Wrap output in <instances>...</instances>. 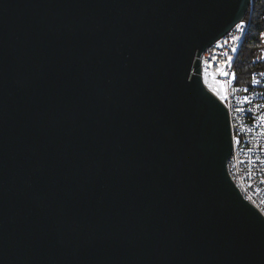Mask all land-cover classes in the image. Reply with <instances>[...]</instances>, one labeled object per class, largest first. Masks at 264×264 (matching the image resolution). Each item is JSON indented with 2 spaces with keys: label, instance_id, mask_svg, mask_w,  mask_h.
Returning a JSON list of instances; mask_svg holds the SVG:
<instances>
[{
  "label": "water",
  "instance_id": "water-1",
  "mask_svg": "<svg viewBox=\"0 0 264 264\" xmlns=\"http://www.w3.org/2000/svg\"><path fill=\"white\" fill-rule=\"evenodd\" d=\"M251 0H0V264H264L200 53Z\"/></svg>",
  "mask_w": 264,
  "mask_h": 264
},
{
  "label": "built area",
  "instance_id": "built-area-1",
  "mask_svg": "<svg viewBox=\"0 0 264 264\" xmlns=\"http://www.w3.org/2000/svg\"><path fill=\"white\" fill-rule=\"evenodd\" d=\"M244 20L245 15L237 24ZM236 25L200 53L199 75L203 88L228 114L232 149L226 160L227 177L242 199L264 218V75H261L264 71L253 73L249 83L241 85L240 89H232L233 74L221 75L217 71L222 68L228 73V57L236 41L232 37L239 35ZM261 60L264 61V37ZM226 82L227 87H224ZM236 124H244L247 137H239Z\"/></svg>",
  "mask_w": 264,
  "mask_h": 264
},
{
  "label": "trees",
  "instance_id": "trees-1",
  "mask_svg": "<svg viewBox=\"0 0 264 264\" xmlns=\"http://www.w3.org/2000/svg\"><path fill=\"white\" fill-rule=\"evenodd\" d=\"M248 28L241 48L234 62L236 85L247 84L253 73L264 71L261 60L262 36L264 28V0H251L248 12Z\"/></svg>",
  "mask_w": 264,
  "mask_h": 264
},
{
  "label": "bare ground",
  "instance_id": "bare-ground-1",
  "mask_svg": "<svg viewBox=\"0 0 264 264\" xmlns=\"http://www.w3.org/2000/svg\"><path fill=\"white\" fill-rule=\"evenodd\" d=\"M248 12H250V7L246 11L245 20L242 21L243 27L241 30H239V35H236L237 39H236V41H234V48L236 49V51H231L230 57H232V59L230 60V64H228V74H236L234 71V62L237 58V55H238L239 50L241 48L245 34L247 32ZM234 76H235V78H233V75H232V89H240L241 85H236V75H234ZM236 131H239V137H247V129H244V124H236Z\"/></svg>",
  "mask_w": 264,
  "mask_h": 264
},
{
  "label": "snow or ice",
  "instance_id": "snow-or-ice-1",
  "mask_svg": "<svg viewBox=\"0 0 264 264\" xmlns=\"http://www.w3.org/2000/svg\"><path fill=\"white\" fill-rule=\"evenodd\" d=\"M242 27H243V24H237V25H236L237 30H241ZM261 36L264 37V33H261ZM236 39H237V37H235V36L232 37V40H236ZM233 51H236V49L234 48ZM231 59H232V57H228V61H230ZM226 63H227V61H226ZM217 71H218L221 75H228V73L224 72V70H223L222 68H218ZM261 75H264V73H262ZM233 78H235L234 74H233ZM255 82H256V80H255V77H254V78H253V83H255ZM227 83H228V82L225 83L224 87H227ZM240 110H241V109H237V111H240Z\"/></svg>",
  "mask_w": 264,
  "mask_h": 264
},
{
  "label": "rangeland",
  "instance_id": "rangeland-1",
  "mask_svg": "<svg viewBox=\"0 0 264 264\" xmlns=\"http://www.w3.org/2000/svg\"><path fill=\"white\" fill-rule=\"evenodd\" d=\"M261 56V55H260Z\"/></svg>",
  "mask_w": 264,
  "mask_h": 264
}]
</instances>
